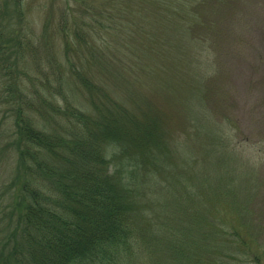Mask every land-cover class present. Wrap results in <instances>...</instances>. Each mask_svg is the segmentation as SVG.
I'll return each mask as SVG.
<instances>
[{"label":"trees","instance_id":"obj_1","mask_svg":"<svg viewBox=\"0 0 264 264\" xmlns=\"http://www.w3.org/2000/svg\"><path fill=\"white\" fill-rule=\"evenodd\" d=\"M63 1L60 20L53 15L28 42L18 37L10 3L0 7V13L9 10L0 19V56L14 50L0 58V107H7L0 116L10 109L4 140L23 176L15 194L18 182L11 180L8 201L21 200L15 207L20 215L0 231V264H264L262 224L254 219L238 231L223 220L227 211L232 221L248 225L247 214L238 215L229 197L235 180L221 175L236 170L229 155L237 143L210 123L199 137L209 138L199 155L188 142L191 132L173 128L176 140L183 134L187 140L178 147L183 159L177 158L158 103L149 104L154 112L139 114L106 72L107 60H115L114 21L127 7L149 1ZM228 1L172 0L174 9L163 19L149 20L168 37L167 45L157 36L153 80L170 108L206 104L213 42L207 35ZM14 8L22 19L20 0ZM40 38L50 70H36L26 58V51H38ZM136 39L143 41L139 33ZM203 118L195 116L197 122ZM251 176L258 178L256 171ZM10 209L0 198V214L7 218Z\"/></svg>","mask_w":264,"mask_h":264},{"label":"rangeland","instance_id":"obj_2","mask_svg":"<svg viewBox=\"0 0 264 264\" xmlns=\"http://www.w3.org/2000/svg\"><path fill=\"white\" fill-rule=\"evenodd\" d=\"M20 1L23 8L22 19L17 16L14 8L16 0H0V7L4 3H10V15L18 23L16 27L20 29L18 37L26 42L29 38H33L32 32L37 33L38 36L41 35L44 25L52 20L53 15L56 16L55 21H59L65 4L63 0ZM144 1L149 2L127 7L124 14L114 21L116 24L111 36L113 43L110 51L115 60L112 63L107 60L105 67L106 72L116 80V92L125 102L129 99L135 104L137 110L134 111L142 110L139 114L144 116L150 114L148 111L151 102L158 103L156 105L163 113L160 117L167 122L163 126L169 127V138L173 143L174 155L179 159H183L179 148H185L184 143L187 140L183 133H181L183 137L176 140L173 128H184L191 132L188 142L193 143L199 155L205 151L203 148L209 139L206 134L199 137L205 128L209 129L210 123H214L215 128L222 135L228 136L230 140L237 143L239 149L237 147L232 149L229 155L237 168L224 171L221 175L235 180L230 186L235 193L229 194V197L233 198L237 204L238 215L247 214L248 225L232 221L233 214L227 211L223 212L225 215L223 220L229 221L226 225L230 230L239 231L247 228L254 219L255 225L262 224L264 229V0H229L231 4L226 10L216 15L218 24L210 32L211 35L209 33L207 35V38H212L213 42H209L211 62H208L210 65L208 72L211 76L207 81L208 87L204 86L205 96L202 98L206 100V104L200 108L199 104H195V101L190 99L195 106L189 107L185 104L182 109L170 108L164 95L155 91L159 85L153 80L155 53L159 48L157 36L164 37L167 45L169 42L164 31L157 32L150 27L149 20L163 19L170 9H174L170 7L172 0ZM74 4L76 3L71 1L69 5ZM8 13H4L3 9L0 19L6 17ZM21 24L26 26L23 27ZM137 33L142 36V42H137ZM36 45H38V53L35 50L32 53L29 50L25 53L29 64L36 70L40 67L42 71L50 70L48 59L44 55L46 50L42 38L38 39ZM9 52L1 54L0 58H5ZM102 62L104 63V60ZM30 74L43 79L39 71L30 70ZM161 90L165 89L161 88ZM157 94L159 99L156 98L155 102L152 96ZM3 109L5 111L7 107H0V110ZM150 109L154 112L155 108ZM199 114L206 116L202 122L195 120V116ZM9 115L10 109L0 116V164L2 165L0 167V198L11 205L7 218L4 217L5 211L0 214V220H3V224L0 223V231L5 232L7 231L5 226L12 220L10 217L13 216L16 219L20 215L15 212V207L21 200L13 199L12 203L8 201L12 194L11 180L16 177V183L18 182L14 194L20 192L23 181L22 173L17 174L15 166L11 163L13 153L8 151L12 150L8 147L9 142L4 140L7 135L3 119ZM208 145L215 151L221 148L216 143L208 142ZM17 146L20 147L21 144L15 143V151ZM219 158L215 156V160ZM255 163L258 168L252 167ZM8 170L10 172L6 174ZM255 171L258 178L251 176ZM184 181L186 182L185 179ZM236 193L237 198H234ZM219 217L217 216L218 219ZM260 239H262L261 245L264 246V232Z\"/></svg>","mask_w":264,"mask_h":264}]
</instances>
